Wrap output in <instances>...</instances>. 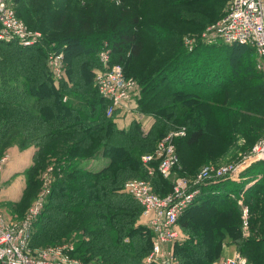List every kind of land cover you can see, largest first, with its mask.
I'll list each match as a JSON object with an SVG mask.
<instances>
[{
    "label": "trees",
    "instance_id": "16d2710c",
    "mask_svg": "<svg viewBox=\"0 0 264 264\" xmlns=\"http://www.w3.org/2000/svg\"><path fill=\"white\" fill-rule=\"evenodd\" d=\"M10 1L17 16L22 17L23 6L34 3ZM212 1L59 0L56 4L49 0L57 7L48 23L33 24L29 16L25 17L30 30L42 32L39 43L23 47L15 41H0V152L15 143L23 149L33 148L34 163L28 172L37 175L44 163L54 158L52 162L63 174L51 185V196L35 224L30 246L35 241L59 242L63 233L81 229L75 255L83 261L127 264L123 260L133 255L132 262L141 264L154 234L139 224L143 209L125 191L126 182L144 169L147 177H153V181L149 179L153 191L167 196L173 191L175 181L171 178L182 161L181 145H197L211 121L215 130L224 129L222 136L226 137L240 118L233 106L245 113L255 109L264 113V91L253 85L248 73L254 68L248 63L252 55L249 49L255 52L252 47L205 45L200 40L191 52L181 47L182 30L175 21L194 22L196 14L178 8ZM148 6L156 7L171 21L150 18ZM28 9L27 14L31 7ZM165 30L169 33H160ZM104 47L111 52L112 64L121 65L123 71L127 66L129 73L140 79L137 110L153 118L147 131L137 120L128 130L120 129L115 121L118 110L107 116L110 102L100 96L95 82L97 71L103 68L99 53ZM164 47H172L173 53L155 59L152 67L142 62L144 69H135L133 63L141 60L147 48L156 58ZM54 52H62L64 57V76L57 82L47 64ZM210 52L225 62L214 65ZM241 72L244 80L239 79ZM77 97H82L84 104L71 101ZM181 125L188 132L173 140L178 163L170 175L159 172L158 160L149 162L151 168L146 167L142 157L154 153L158 143ZM98 156L108 159L104 168L92 171L83 166ZM193 171L186 165L181 169L187 177L198 173ZM259 173L262 177L244 191ZM243 176L248 178L241 183L209 180L194 187L199 190L195 202L177 222L182 236L174 246L177 264H217L228 244L237 245L251 264H264V162L250 167ZM242 191L250 211V230L257 232L251 239H245L242 232L244 220L238 205ZM81 216L84 225L80 221L71 225ZM91 216L96 219L86 222ZM69 221V226L55 228L56 222Z\"/></svg>",
    "mask_w": 264,
    "mask_h": 264
},
{
    "label": "built area",
    "instance_id": "2783aa9c",
    "mask_svg": "<svg viewBox=\"0 0 264 264\" xmlns=\"http://www.w3.org/2000/svg\"><path fill=\"white\" fill-rule=\"evenodd\" d=\"M41 37V33L30 30L18 18L15 6L10 0H0V41H15L23 47H33L39 43ZM202 39L205 45L250 46L259 56L264 57V0H231L227 13L207 28L202 34ZM194 44L192 40L186 41L189 51H193ZM103 49L99 54L103 68L97 71L95 82L100 96L110 102L107 116H111L115 110L129 108L135 96L138 95V85L133 79L125 76L121 65L111 63V52L108 47ZM63 59L62 52L51 53L48 57V68L55 81H59L64 75ZM184 135V130L166 135L158 143L154 153L143 157V162L148 164L153 160H158L159 172L166 177L169 176L173 167L178 163L173 140ZM260 162H264V131L250 154L240 162L225 166L208 165L191 178H179L173 191L167 196L161 197L154 193L151 186L142 180L128 181L125 184V191L140 203L143 208L144 225L154 234L151 257L155 258L160 255L164 264H170L166 258L172 256L173 247L182 239L177 225L178 219L185 209L194 204L199 193V190L194 187L209 180L241 183L246 180L243 173ZM257 178L259 176L248 182L245 189L249 184L257 181ZM244 191L238 196V205L243 214V235L248 237L250 211L244 203ZM231 196L235 198L234 194ZM48 201L49 193H42L25 217L18 222L8 221L6 217L0 215V264H85L75 257L73 244L51 247L40 251L37 257L31 255L30 243L35 224ZM220 264L251 263L237 253L233 257L224 258Z\"/></svg>",
    "mask_w": 264,
    "mask_h": 264
},
{
    "label": "rangeland",
    "instance_id": "374dc122",
    "mask_svg": "<svg viewBox=\"0 0 264 264\" xmlns=\"http://www.w3.org/2000/svg\"><path fill=\"white\" fill-rule=\"evenodd\" d=\"M33 1L34 3H32L29 6L31 7V12L29 11V13L27 14L26 12L27 10H29L28 9L29 7L25 8L23 6L22 15L24 18L20 15L18 16V18L21 21H23V23L26 26H27L26 23L28 21L25 20V17L27 16L30 17V19L33 21V24H37V23L40 24L39 23L40 21L48 23L50 16L53 15V12L55 11L57 6H55L54 3L52 4L48 3L49 0H33ZM57 1L59 0H54L56 4L58 3ZM230 2L231 0H214L210 4H204V5L196 4V5H190L189 7H179L178 9L181 11H188L190 13H193L194 16L196 14V17H193L196 22L194 21V22H188L186 24H181L175 21L176 24L180 25L178 26V28L182 30V36L180 35L181 36L180 37L181 47L186 48L188 52H191L186 47L187 40H192L193 42H195L194 44L195 47L198 44L199 40L203 42L202 34L205 33L208 27L213 25L221 17H223V15L227 13ZM219 8H220V14H219ZM147 9H148L150 18L154 19L155 21L157 22L161 21L163 23L171 21V18L168 15H165V14L163 15L162 11H159L156 7L148 6ZM36 31L42 34L40 30L39 31L36 30ZM160 33H169V32L165 30V31H161ZM172 38H175V37L173 36ZM105 43L107 44V42ZM172 50H173L172 47L170 48L164 47L162 48V51L155 58L154 56L152 57V50L150 48H147L141 60L138 62H135V64L133 63V66L135 67L136 70H142L144 69L142 62H147V64H149V67H152L155 63V59L158 60L164 54L165 56H170L173 53ZM249 50L252 52V55H250L251 57H249L248 63L254 66V68L253 67L250 68L248 72L252 75V77L250 78V81H252L253 85L257 89L264 91V57L259 56L251 48ZM218 53H221V52L218 51ZM212 54L213 52H210L208 55L211 56ZM215 55L216 53L211 56L214 58V62H213L215 63L214 65L217 64L221 66V64L224 63L225 60L222 59V57H220L219 55H217L216 57ZM151 57L153 58V60ZM201 58L202 56H200V61L198 59L197 61L201 62L202 60ZM130 67L131 66H129V70H130ZM63 68H64V61H63ZM124 71H125V76L130 79H133L135 83L138 85V90H137L138 95H136L134 99L136 100V103H137L138 97L140 95L139 94V87H140L139 83H141V81L136 75H132L129 73V71L127 70V66H124ZM243 75H244V72L241 75H239L240 80H244ZM239 101L240 100H236V102L238 103ZM233 109L236 110L237 113H239L240 118L238 117L239 120H237L238 121L237 126H235V128H232V131H227L228 135L226 137L222 136L224 129H220L217 127L218 130L217 129L215 130V128L211 125L214 122L211 121L209 128L208 126L206 127L205 137L197 145L191 146V147H188V146L185 147L181 145L182 147L181 154H183L182 155L183 163L181 161V163L177 166L176 168L177 170L174 172V176L171 178L172 181H175L176 183V181L179 178H183V177L191 178V177H187L186 175H184V173L181 172V169L183 167L185 168V165L186 167H189L190 170L192 171L194 170L197 172L203 167L208 166V165L225 166V165H230L233 163H238L240 162V160H242L244 157L250 154L253 146L259 141V139L261 138L263 134L264 113H262L259 110L256 111V109L251 112L245 113L244 111H241L240 108H237L236 106H233ZM136 111L140 113L137 110V108H136ZM120 112L121 111L118 110L115 115L118 116ZM242 113H245V115L240 116V114ZM144 116L152 117L150 115H144ZM233 119L236 120L235 118ZM186 129L187 128L184 125L178 126L176 128L177 131L184 130L185 135H186V132H188V129L187 130ZM176 130H172L171 132L173 131L176 132ZM12 142H15V141H12ZM12 145L9 147L3 148L2 149L3 152H0V168H1L0 169V215H3L4 217H6L8 221L18 222V221H21L25 217L27 212H29L33 204L39 199V196L42 193L44 192L49 193V198H50L51 193H52L51 185L56 180L57 175L60 176L62 172L60 173L59 169L56 168L55 166V162H52L54 158L49 159L48 162L46 161L43 165V168L40 170V172L37 175H35V173L33 174L32 172H28L29 168L33 166L34 159L33 158L30 159V158L11 157L12 153L15 154V152H13L12 149L14 148V149H19L22 151V150H29L33 148L23 149V148H20L17 143H15V145L13 146ZM136 147H138V145ZM85 162L83 163V165L85 164ZM143 164L146 167L148 166L149 168H151L150 166L151 163L145 164L143 162ZM7 168L9 170H6ZM186 174L190 175L191 173H186ZM150 175H153V174L151 173ZM53 178H55L54 181H52ZM133 179L142 180L148 183L151 186L152 191H153L154 186H152L153 183H151L153 181V177H151L152 181L150 182L151 179L150 177H147L144 169H141L140 171L134 173L133 177L130 178V180H133ZM101 201L104 202V200H101ZM85 212L86 210H84V213ZM60 216H61V213L57 214L55 216L56 220H58ZM77 218H75V220L72 221V224L70 221L67 222L66 224L56 222L55 228L60 229L62 227H65V225L67 226H69L70 224L73 225L75 222L77 224L78 221H80V224L83 223L84 225V220L81 221L82 216L79 217L78 219ZM94 218L95 216H91L89 219L86 220V222H90L94 220ZM144 222L145 221H144L143 212H142L140 219H139V224H145ZM251 231L252 230H250L248 237H244V235L243 237L245 239L246 238L251 239V237H254V238L257 237V234H256L257 232L251 233ZM81 233H82L81 229L72 230L68 233H63V236L59 242L45 241L44 243H42V242L35 241L33 245L30 246V253L32 256L37 257L36 255L40 251L48 250L51 247H57V246L64 245V244H71V245L73 244L74 246H76L79 240L78 237L80 236ZM111 234H114V233H111ZM128 240L129 239H125L124 242L126 243L128 242ZM102 253H104V251ZM152 254H153V244H152L151 249L147 253L143 252V256H141V264H164L162 262V258L160 257V255L156 256L155 258L154 257L152 258L151 257ZM74 255H75V251H74ZM75 257L77 256L75 255ZM77 258L83 261L81 258L79 257ZM132 259H134V256L129 255L125 258V260H123V262L126 261L127 264H135V262H132ZM166 259L170 262V264H177V260L174 256V247L172 249V256H168V258ZM222 260L224 259L221 258V260L217 264H220ZM83 262L85 264H94V263H88L85 261Z\"/></svg>",
    "mask_w": 264,
    "mask_h": 264
},
{
    "label": "crops",
    "instance_id": "0c3cea01",
    "mask_svg": "<svg viewBox=\"0 0 264 264\" xmlns=\"http://www.w3.org/2000/svg\"><path fill=\"white\" fill-rule=\"evenodd\" d=\"M64 101H66V98L64 99ZM71 101L75 102V104H77V103H83L84 104V102H83L84 100L82 97L71 98ZM136 108H137V103H136V100H134L129 105L128 109L120 110L121 112L118 114L117 118L115 119L116 124L120 129L128 130L131 127L132 122L134 120L140 121L142 129L144 131H147L151 127V124L153 123V118L147 117V116H144V114L138 113L136 111ZM145 127H147V128H145ZM12 151L15 152V154L12 153L11 157L32 159L34 156V150L33 149L21 151L19 149L13 148ZM107 163H108L107 158H105L104 156H98L92 160H87L83 166L87 169L92 170V171H99L102 168H104L107 165ZM8 168L6 170H9ZM258 176H259V178H257V180L262 177L260 175V173L257 174V177ZM245 178L247 179L248 176H245ZM250 181H252V180H250ZM251 185L249 184L247 188H249ZM243 225H244V222H243ZM243 225H242V228H243ZM251 233H252V231H251ZM237 253H239V249H238L237 245H235V244L225 245L224 249H223V253H222V259L228 258V257H233Z\"/></svg>",
    "mask_w": 264,
    "mask_h": 264
}]
</instances>
